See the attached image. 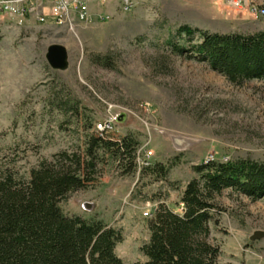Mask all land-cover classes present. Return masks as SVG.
<instances>
[{"label":"rangeland","instance_id":"rangeland-1","mask_svg":"<svg viewBox=\"0 0 264 264\" xmlns=\"http://www.w3.org/2000/svg\"><path fill=\"white\" fill-rule=\"evenodd\" d=\"M117 1L110 18L75 31L25 19L0 24V169L28 174L58 151H83L97 124L112 120L109 137L140 141L137 168L125 173L106 153L97 183L61 206L121 229L117 254L132 264L147 260L141 247L159 204L182 211L194 165L264 161V80L235 84L208 63L172 53L169 41L189 45L177 34L183 24L254 33L264 17L228 0H136L127 12ZM52 44L67 47V69L48 63ZM107 54L111 66L94 61ZM216 201L223 210L209 240L220 246L219 262L264 264V237L251 238L264 231V198L227 189Z\"/></svg>","mask_w":264,"mask_h":264},{"label":"trees","instance_id":"trees-1","mask_svg":"<svg viewBox=\"0 0 264 264\" xmlns=\"http://www.w3.org/2000/svg\"><path fill=\"white\" fill-rule=\"evenodd\" d=\"M196 33L200 39L194 42ZM177 34L190 43L169 41L172 53L208 63L235 84L264 80V30L219 33L183 24ZM94 61L112 65L108 54ZM97 132L89 135L83 151H58L40 159L28 174L0 169V264H127L117 254L124 240L121 229L69 215L61 206L72 192L97 183L106 153L126 165L125 173L137 168L138 139ZM193 169L197 176L182 192V211L159 204L148 221L150 239L141 247L147 260L132 264H221L220 246L209 240L210 224H219L223 210L217 197L229 189L253 200L264 198V161L210 160Z\"/></svg>","mask_w":264,"mask_h":264},{"label":"built area","instance_id":"built-area-1","mask_svg":"<svg viewBox=\"0 0 264 264\" xmlns=\"http://www.w3.org/2000/svg\"><path fill=\"white\" fill-rule=\"evenodd\" d=\"M89 3L90 0H0V24L25 19L75 31L79 25L91 22ZM228 4L239 9L249 8L264 17V0H228ZM133 5V0L119 1V8L124 12L131 10ZM110 17L103 15L99 20L103 21ZM114 128V123L110 119L97 124V131L104 133H111ZM145 214L148 215V212Z\"/></svg>","mask_w":264,"mask_h":264},{"label":"water","instance_id":"water-1","mask_svg":"<svg viewBox=\"0 0 264 264\" xmlns=\"http://www.w3.org/2000/svg\"><path fill=\"white\" fill-rule=\"evenodd\" d=\"M48 63L55 70H65L69 67V52L67 47L62 44H52L49 46L46 54ZM123 115L120 117V119ZM264 237V231H256L252 235V239H260Z\"/></svg>","mask_w":264,"mask_h":264},{"label":"crops","instance_id":"crops-1","mask_svg":"<svg viewBox=\"0 0 264 264\" xmlns=\"http://www.w3.org/2000/svg\"><path fill=\"white\" fill-rule=\"evenodd\" d=\"M133 1L135 2L136 0ZM117 4H118L117 0H90L89 5H90V12L92 15V20L88 24L79 25L78 28L87 27L89 25L102 21L99 20L100 16L114 15L118 11Z\"/></svg>","mask_w":264,"mask_h":264}]
</instances>
